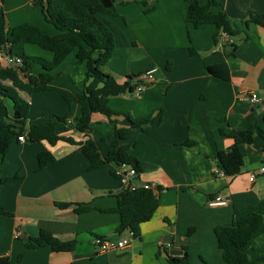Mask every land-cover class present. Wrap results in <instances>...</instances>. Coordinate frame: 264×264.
Returning <instances> with one entry per match:
<instances>
[{"label":"crops","instance_id":"crops-1","mask_svg":"<svg viewBox=\"0 0 264 264\" xmlns=\"http://www.w3.org/2000/svg\"><path fill=\"white\" fill-rule=\"evenodd\" d=\"M186 1L132 0L116 5L119 17H101L115 41L105 73L122 84L128 75L157 69L153 83L139 98L124 94L107 102L112 111L133 119L154 117L143 127L130 129L126 140L117 142L113 135L114 126L128 125L122 117L111 123L93 114L89 133L80 134L75 130L78 104L67 105L49 93L19 94L29 103L28 125L53 116L67 117L55 130L75 144L15 141L0 158V209L10 214H0V256H8L10 264H167V256L185 253L189 264H224L214 229L253 214L264 222V174L260 173L264 140L255 136L252 145L241 146L249 165L245 163L238 175L214 174L219 168L215 153L233 144L220 130L264 131V27L255 23L264 21V0H216L211 13H225L234 32L231 36L221 33L217 47L213 45L215 26L194 28L185 21ZM209 1L198 0L200 6ZM0 10L8 28L29 24L44 30L36 0H0ZM229 45L235 49L227 57ZM44 54L45 59L52 58L51 53ZM1 63L7 66L4 56ZM220 63L228 67V81L207 71ZM40 71L33 70L34 74ZM51 75L53 87L79 92L85 65L72 54ZM244 94L256 95L259 102L244 100ZM88 139L102 157L114 145L128 146V154L142 167L137 183L160 189L157 210L140 225L139 237L122 250L101 252L94 243L116 240L123 233L115 232L119 216L104 212L116 206L110 194L119 188L112 173L115 165L89 171L78 145ZM41 152L55 159L43 169L37 161ZM217 195L228 203L210 205ZM56 203L71 206L59 209ZM76 206L88 210L76 214ZM39 231L63 241L74 239L75 247L58 253L49 247L25 248L23 240ZM247 257L249 264H264V234L254 241Z\"/></svg>","mask_w":264,"mask_h":264},{"label":"trees","instance_id":"trees-1","mask_svg":"<svg viewBox=\"0 0 264 264\" xmlns=\"http://www.w3.org/2000/svg\"><path fill=\"white\" fill-rule=\"evenodd\" d=\"M132 0H36L41 14L47 24L55 29V34L29 24H21L8 28L5 16L0 10V158H4L11 143L18 137L24 136L29 143L46 141L54 145L58 141L75 144L73 139L58 135L55 127L66 122L67 117L53 116L51 120H42L27 124L29 103L19 94L29 96L39 93H49L61 97L67 105L76 103L79 106V117L75 122V130L80 134L90 131V121L93 114H101L111 123L120 117L128 125L114 126L115 140L124 141L128 138L129 130L141 128L152 122L154 117L133 119L126 113H116L108 108L109 98L129 94L137 84L141 74L128 75L126 80L119 84L114 78L105 73L102 68L111 59L115 41L109 27L102 20V16L119 17L117 4H128ZM185 21L194 28L204 24L215 26L213 35L214 47L219 46L221 33L233 35L230 21L223 12L213 14L210 7L217 5L216 0H210L205 6H200L198 0H187ZM255 23L264 27V21L255 20ZM34 45L52 55L50 60L37 56H28L25 46ZM224 47V46H223ZM230 51L225 56H233L234 49L229 45ZM190 54L194 51L189 50ZM74 55L79 63L85 65V79L83 89L79 92H69L55 88L51 85V72L58 68L65 59ZM14 60L6 67L2 66L1 57ZM35 67L40 72L34 74ZM209 74L221 79L229 80V70L226 64L220 63L207 67ZM133 82V84H131ZM161 110L158 111V123L161 120ZM222 134L233 139V144L226 151L215 153V163L224 175L234 177L238 175L244 165L245 156L241 151L242 145H252L255 136L264 140V131L255 130H220ZM81 153L87 158L88 170H95L105 164H125L135 169L137 178L142 173L141 164L128 154V146L114 145L105 157H102L96 144L88 139L80 144ZM38 168L43 169L55 159L49 152H41L37 157ZM160 189H148L142 186L134 191L119 186L115 192H110L116 199V206L104 210L119 216V223L115 232L122 233L130 229L134 237L138 238L140 225L148 222L158 207V194ZM59 209L69 208V203H56ZM76 214L88 210L76 206ZM0 214H10L0 209ZM218 248L221 250L224 264H249L248 251L254 241L264 234L263 218L258 214L246 216L236 220L231 225L217 226L214 229ZM102 240V239H100ZM27 249L49 247L53 252H70L74 249V239L63 241L49 232L39 231L35 237L23 240ZM0 264H10L8 256H0ZM167 264H189L187 254L182 257L167 256Z\"/></svg>","mask_w":264,"mask_h":264},{"label":"built area","instance_id":"built-area-1","mask_svg":"<svg viewBox=\"0 0 264 264\" xmlns=\"http://www.w3.org/2000/svg\"><path fill=\"white\" fill-rule=\"evenodd\" d=\"M7 61V66L13 62L20 63V60L18 58H15L14 60L6 58ZM156 68H150L146 70L144 73L140 75V77L137 79V84L133 87V90L128 94L133 98H139L144 90L153 83V75L156 72ZM242 98L244 100H248L250 103H256L259 102V99L257 98L256 95L254 94H249V95H242ZM17 141L19 142H24L25 137L20 136L18 137ZM113 176L118 180L119 186L123 189H127L130 191H134L141 185L137 183V174L136 171L133 167L127 166L125 164H120V165H115L113 168ZM223 171L220 168H216L214 170V174H221ZM260 173L264 174V165L261 166L260 168ZM254 175H251V178H253ZM144 188L148 189H154L155 187L145 185L142 186ZM228 203V199L224 197L223 195H217L214 200L210 201V205L212 206H223ZM123 234L119 236L118 239L116 240H105V239H96L94 242L95 245L99 248L101 252L108 251V250H122L125 249L131 240H133L134 233L130 230L127 229ZM19 234H17L18 236Z\"/></svg>","mask_w":264,"mask_h":264},{"label":"rangeland","instance_id":"rangeland-1","mask_svg":"<svg viewBox=\"0 0 264 264\" xmlns=\"http://www.w3.org/2000/svg\"><path fill=\"white\" fill-rule=\"evenodd\" d=\"M40 13V12H39ZM43 29L45 32H52V33H55V29L53 28V26H51L50 24H47L44 20H43ZM25 53L28 55V56H37V57H42V58H46V54H44L45 52L41 51L39 48H37L36 46H33V45H28V46H25ZM38 53H41V55H39ZM46 56V57H45ZM102 70H106L105 67L102 68ZM136 99V98H135ZM30 108V107H29ZM116 112V111H114ZM116 113H121V112H116ZM130 116V115H129ZM30 117V116H29ZM132 118V117H131ZM103 144V143H102ZM248 159L246 160L245 159V163L247 165H249L248 163Z\"/></svg>","mask_w":264,"mask_h":264}]
</instances>
